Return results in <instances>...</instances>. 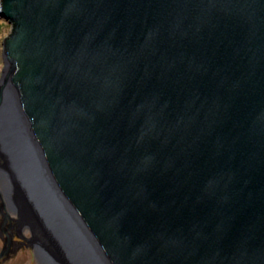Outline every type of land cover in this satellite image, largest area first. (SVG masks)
<instances>
[{
	"label": "water",
	"instance_id": "obj_1",
	"mask_svg": "<svg viewBox=\"0 0 264 264\" xmlns=\"http://www.w3.org/2000/svg\"><path fill=\"white\" fill-rule=\"evenodd\" d=\"M0 14V264H264V0Z\"/></svg>",
	"mask_w": 264,
	"mask_h": 264
},
{
	"label": "rangeland",
	"instance_id": "obj_2",
	"mask_svg": "<svg viewBox=\"0 0 264 264\" xmlns=\"http://www.w3.org/2000/svg\"><path fill=\"white\" fill-rule=\"evenodd\" d=\"M13 27H14L13 23L7 21L0 14V78H1L2 71L5 65L4 57H3V51H4L3 42H4L5 37L9 36V34L12 32ZM0 251H2L1 244H0ZM35 255L36 257L34 256L35 259H33L29 251H25L24 253H21V252L16 253L11 257L13 259L7 260L5 264H40L37 258V254Z\"/></svg>",
	"mask_w": 264,
	"mask_h": 264
},
{
	"label": "flooded vegetation",
	"instance_id": "obj_3",
	"mask_svg": "<svg viewBox=\"0 0 264 264\" xmlns=\"http://www.w3.org/2000/svg\"><path fill=\"white\" fill-rule=\"evenodd\" d=\"M13 216H15V214L13 215ZM23 234H24V239H26V240H28L31 236H32V234H31V232H30V230H24L23 231ZM0 244H1V250H2V248H3V246H4V241H3V239H2V237H0ZM28 242H30V243H26L25 244V242H22V244L21 243H19V245H21V246H25V247H20L19 249H17V251L15 252V253H13L12 255H11V257L14 255V254H16V253H24L25 251H29L30 253H31V256L33 257V259H35V257H36V250L34 249V245H33V243H31V240L29 239L28 240ZM1 252V251H0ZM35 256V257H34ZM9 258L10 260L11 259H13V258ZM9 259H7V260H9ZM6 260V261H7ZM5 261V262H6ZM5 262L3 263V264H5Z\"/></svg>",
	"mask_w": 264,
	"mask_h": 264
},
{
	"label": "bare ground",
	"instance_id": "obj_4",
	"mask_svg": "<svg viewBox=\"0 0 264 264\" xmlns=\"http://www.w3.org/2000/svg\"><path fill=\"white\" fill-rule=\"evenodd\" d=\"M0 3H1V0H0ZM10 121V120H9ZM13 123V122H12ZM13 125H14V123H13ZM26 161V160H25ZM27 162V161H26ZM18 180V182H21L19 179H17ZM10 181H12L11 179H10ZM51 197V196H50ZM56 209V212H57V208H55ZM37 211V215H38V218L41 220V221H43L44 219V217H43V215L41 214V212H39L38 210H36ZM62 217H64L65 218V216H64V214L63 213H61V214H59L58 213V218L59 219H61V221H63L64 219L62 218ZM43 226L45 227V229L47 230V225L46 224H43ZM82 243H83V241H82ZM78 244V243H77ZM84 244V243H83ZM85 245V244H84ZM82 246V245H81ZM83 249H85V248H82V249H80L81 251H83ZM37 251V250H36ZM37 257L39 258V260L40 261H42V263L43 264H59V263H57V261L54 259V258H51V257H44L43 256V254H42V251H37ZM47 255H49V254H47ZM41 263V264H42Z\"/></svg>",
	"mask_w": 264,
	"mask_h": 264
}]
</instances>
